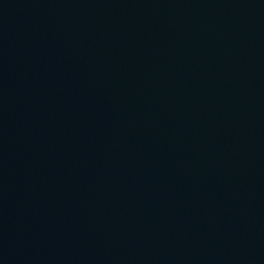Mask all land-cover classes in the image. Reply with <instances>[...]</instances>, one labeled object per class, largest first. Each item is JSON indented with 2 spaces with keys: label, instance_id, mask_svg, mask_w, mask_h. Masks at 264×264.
I'll list each match as a JSON object with an SVG mask.
<instances>
[{
  "label": "water",
  "instance_id": "water-1",
  "mask_svg": "<svg viewBox=\"0 0 264 264\" xmlns=\"http://www.w3.org/2000/svg\"><path fill=\"white\" fill-rule=\"evenodd\" d=\"M0 264H264V0H0Z\"/></svg>",
  "mask_w": 264,
  "mask_h": 264
}]
</instances>
